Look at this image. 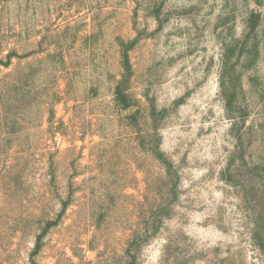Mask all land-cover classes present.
<instances>
[{"label": "rangeland", "instance_id": "rangeland-1", "mask_svg": "<svg viewBox=\"0 0 264 264\" xmlns=\"http://www.w3.org/2000/svg\"><path fill=\"white\" fill-rule=\"evenodd\" d=\"M0 264H264V0H0Z\"/></svg>", "mask_w": 264, "mask_h": 264}, {"label": "trees", "instance_id": "trees-1", "mask_svg": "<svg viewBox=\"0 0 264 264\" xmlns=\"http://www.w3.org/2000/svg\"><path fill=\"white\" fill-rule=\"evenodd\" d=\"M123 102H124V100H123Z\"/></svg>", "mask_w": 264, "mask_h": 264}]
</instances>
